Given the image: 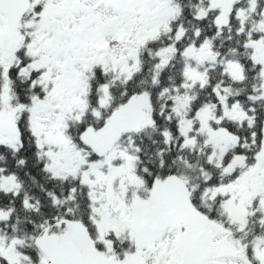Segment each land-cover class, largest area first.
I'll list each match as a JSON object with an SVG mask.
<instances>
[{
	"label": "snow or ice",
	"instance_id": "1",
	"mask_svg": "<svg viewBox=\"0 0 264 264\" xmlns=\"http://www.w3.org/2000/svg\"><path fill=\"white\" fill-rule=\"evenodd\" d=\"M0 264H264V0H0Z\"/></svg>",
	"mask_w": 264,
	"mask_h": 264
}]
</instances>
